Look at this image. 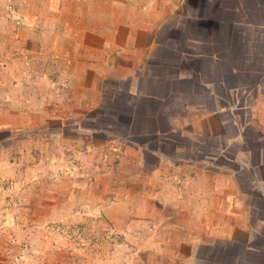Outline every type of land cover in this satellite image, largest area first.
<instances>
[{
    "label": "crops",
    "instance_id": "crops-1",
    "mask_svg": "<svg viewBox=\"0 0 264 264\" xmlns=\"http://www.w3.org/2000/svg\"><path fill=\"white\" fill-rule=\"evenodd\" d=\"M41 1L43 32H0V129L73 145L76 192L137 169L111 201L157 264H259L238 251L264 254V0Z\"/></svg>",
    "mask_w": 264,
    "mask_h": 264
},
{
    "label": "rangeland",
    "instance_id": "rangeland-1",
    "mask_svg": "<svg viewBox=\"0 0 264 264\" xmlns=\"http://www.w3.org/2000/svg\"><path fill=\"white\" fill-rule=\"evenodd\" d=\"M42 3L0 0V32L3 25L12 27L13 34L23 27L37 34L43 32L47 15ZM19 55L27 57L24 52ZM22 76L27 77L26 71ZM250 125L248 135L254 134L260 123L253 120ZM19 131L0 129V264H157L158 252L148 248L156 238L150 228L153 224L145 227L136 223L137 217L132 222L127 218L128 213H137L138 203L130 201L121 206L111 201L112 196H121L125 185L137 191V169L127 166L125 171H116L114 165H107L116 174L106 184L92 176V186L83 184L76 192L73 181L83 176L73 165L75 147L61 146L53 138L45 149L40 146L41 127ZM15 134L23 142L21 147L15 146V138H9ZM252 140L251 146L256 143ZM176 143L186 141L176 139ZM26 144H31L30 154L22 152ZM106 149L110 150L108 145ZM96 174L100 176L101 171ZM241 175L243 190H247V175ZM107 205H111L113 217L106 215Z\"/></svg>",
    "mask_w": 264,
    "mask_h": 264
},
{
    "label": "trees",
    "instance_id": "trees-1",
    "mask_svg": "<svg viewBox=\"0 0 264 264\" xmlns=\"http://www.w3.org/2000/svg\"><path fill=\"white\" fill-rule=\"evenodd\" d=\"M238 253L242 254V255H246L247 258L249 259H252L254 262H258L259 264H261L260 262H262L264 260V254L262 255V251H259V252H253L252 251H246V250H239ZM264 253V251H263ZM263 256V257H262ZM256 260H259V261H256Z\"/></svg>",
    "mask_w": 264,
    "mask_h": 264
},
{
    "label": "built area",
    "instance_id": "built-area-1",
    "mask_svg": "<svg viewBox=\"0 0 264 264\" xmlns=\"http://www.w3.org/2000/svg\"><path fill=\"white\" fill-rule=\"evenodd\" d=\"M178 183H179V185L182 183V179H178Z\"/></svg>",
    "mask_w": 264,
    "mask_h": 264
}]
</instances>
